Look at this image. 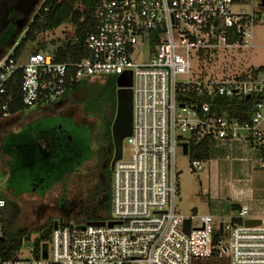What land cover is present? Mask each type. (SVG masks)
<instances>
[{"label":"built area","instance_id":"2783aa9c","mask_svg":"<svg viewBox=\"0 0 264 264\" xmlns=\"http://www.w3.org/2000/svg\"><path fill=\"white\" fill-rule=\"evenodd\" d=\"M93 19L85 55L75 63L56 62L48 51L24 60L14 59V49L1 55L0 96L18 73L21 103L29 110L57 102L84 79L130 73V155L111 170V219L103 226L57 225L38 249L27 247L28 256L20 248L0 256V264H194L214 256L229 264H264V217L244 226L249 210L242 206L216 227L211 216L179 215L175 204L180 142L187 149L201 141L242 142L264 170V68L197 73L214 55L253 47V29L264 24V0H99ZM217 97L250 100L249 118L218 113L211 105ZM201 164L190 162V172L202 171ZM5 205L0 198V210Z\"/></svg>","mask_w":264,"mask_h":264},{"label":"rangeland","instance_id":"374dc122","mask_svg":"<svg viewBox=\"0 0 264 264\" xmlns=\"http://www.w3.org/2000/svg\"><path fill=\"white\" fill-rule=\"evenodd\" d=\"M42 2L43 0L37 2L35 10L26 22L14 28L12 42L2 52V55H8L12 52L13 46L23 36L25 27ZM73 31L72 25L67 24L52 33L40 35L37 42L28 46L22 60L31 53V50L37 47L39 41L49 42L53 40L56 43L55 46H58L66 38L71 37ZM252 43L253 47L251 49L229 51L218 56L214 55L213 59L210 62L208 60L206 65H203V69L197 71V73L202 71V75L206 73L207 75L222 76L223 73L232 72L238 68H264V24L254 27ZM193 66H195L194 63ZM81 97L80 94L74 98L80 100ZM69 98L72 99L73 97ZM62 101L63 99H59L54 107L41 104L39 108L25 110L23 115L16 114L11 117L0 118V194L9 198L19 208V228L24 231L39 228L47 219L56 222L69 220L71 213L86 202L101 177L95 170L97 159L94 156V151L96 149L97 126L92 121L81 119L83 125H88L90 129L84 130L82 127L72 125L73 123L70 122L69 118L54 113L56 107L58 108ZM77 109L78 106L74 105L71 112L72 117L78 118L76 115ZM64 110L63 108L59 112L63 114ZM40 124L53 129L58 125H62L63 128L66 126L67 132L71 133L79 149L77 153H80L81 156L78 157L77 154H72L66 149H61L60 156H56L55 153L58 151L55 152L51 149V155L45 158L41 149L28 146L30 144L28 138L30 126H33L32 129ZM6 137L8 139L2 145V140ZM5 153L10 158L7 160L9 161L7 165L10 166V171H14L17 175L13 181L10 172L6 171ZM29 154L32 156L30 157ZM129 155L130 148L124 140L122 157L127 160ZM201 165L202 171L190 172L189 157L183 155L181 148H176L175 170L178 173V190L175 204L177 213L185 218L193 216L194 209L197 211L198 216L210 213H217L218 215L221 212L225 213L223 208L224 204H227V200L224 198L210 199V175L213 173L212 160L202 162ZM39 168H42L43 171L36 170ZM223 178L224 176L221 175L218 186L221 196L223 194L231 195L235 189H248L253 191L256 199H264V170L255 169L247 178H241L242 182H233L229 185H226ZM54 180L56 182L52 185ZM43 181L45 187H49L48 190L42 194L37 191L30 192L33 182L41 187ZM219 220H222L223 224L230 222V219L224 216ZM196 223L193 220L191 221L192 226ZM35 237L36 233L31 231L30 240L23 241L21 246L22 255L28 256L26 253L27 247L33 244Z\"/></svg>","mask_w":264,"mask_h":264},{"label":"trees","instance_id":"16d2710c","mask_svg":"<svg viewBox=\"0 0 264 264\" xmlns=\"http://www.w3.org/2000/svg\"><path fill=\"white\" fill-rule=\"evenodd\" d=\"M99 0H43L41 6L31 17L25 27L23 36L13 46L14 59L22 57L30 44L38 41L40 35L52 33L55 30L70 24L74 31L71 37L66 38L60 45L55 46V41H39L37 47L31 53L48 51L53 59L59 63H75L85 55L84 42L87 35L95 29L93 10ZM14 29H7L3 35L2 52L12 42ZM55 46V47H54ZM81 94L80 100L74 97ZM73 97L72 105L78 106L79 116L85 121H92L97 126L96 149L94 156L97 159L95 170L100 174L99 181L95 184L86 202L71 213L69 220L57 222V225L81 227L89 222H106L111 219V170L110 162L113 156V143L111 125L116 111V76L101 75L91 79H84L68 88L61 99ZM183 101V98H178ZM203 100V99H202ZM250 100L245 98L217 97L212 102V108L218 113L238 121H246L249 118ZM55 103L48 104L53 107ZM6 106L3 110L2 107ZM39 108V107H37ZM27 109L21 103L20 75L12 77L7 83L6 94L0 96V118L16 114L23 115ZM84 130H90L88 125H82ZM8 139V137H7ZM5 139V140H7ZM4 145V143H3ZM3 147V146H2ZM1 147V148H2ZM212 143L201 141L188 143L187 156L192 161L206 162L210 160ZM57 152V150H54ZM56 154V153H55ZM45 158L50 155L43 151ZM93 156V157H94ZM43 171L42 168L36 169ZM45 173V172H44ZM56 182L54 180L53 183ZM0 198L6 201V205L0 210V223L3 226V238L0 241V256L11 257L18 251L24 240H30L31 231L36 233L33 240L35 249L41 243H45L53 230L54 220L47 219L39 228L24 231L19 228V208L9 198L0 194ZM221 231L218 230L216 235ZM218 233V234H217ZM194 264H229L227 259L211 257L205 261H197Z\"/></svg>","mask_w":264,"mask_h":264},{"label":"crops","instance_id":"0c3cea01","mask_svg":"<svg viewBox=\"0 0 264 264\" xmlns=\"http://www.w3.org/2000/svg\"><path fill=\"white\" fill-rule=\"evenodd\" d=\"M211 160L213 173L210 175V199L224 198L227 200V204H224L223 208L225 213L205 215L213 218L216 227H220L223 224V221L219 220L223 216L230 220L235 218L242 206H246L249 210L248 219L259 220V218H263L264 199H256L252 190L235 189L231 195L223 194L221 196L218 187L221 175L224 176L223 179L226 185H229L233 182H242L241 178H247L253 170L259 169L257 166V153L242 142H214L212 143L209 161ZM193 216H198L195 209ZM242 223L244 224V221Z\"/></svg>","mask_w":264,"mask_h":264},{"label":"water","instance_id":"95a60500","mask_svg":"<svg viewBox=\"0 0 264 264\" xmlns=\"http://www.w3.org/2000/svg\"><path fill=\"white\" fill-rule=\"evenodd\" d=\"M37 0H0V18L6 15L9 7L24 17V22L35 10ZM2 51L0 50V56ZM249 99V96L246 97ZM132 132V90H131V76L130 73L120 75L116 78V111L114 120L111 125V136L113 143V156L110 162V170L113 169L115 163L122 158V144L123 141L131 135ZM183 155H187L186 143H178ZM260 224L259 220L246 219L244 226H257ZM86 225L103 226L104 222H89ZM107 225L111 226L112 223ZM190 222L185 219L183 222V230L189 231ZM57 228V222H54L53 229ZM42 256H47V245H42Z\"/></svg>","mask_w":264,"mask_h":264},{"label":"flooded vegetation","instance_id":"af4514ba","mask_svg":"<svg viewBox=\"0 0 264 264\" xmlns=\"http://www.w3.org/2000/svg\"><path fill=\"white\" fill-rule=\"evenodd\" d=\"M38 1L39 0H37V2ZM24 17L25 16L21 15L20 13L14 11V10H11V7H9L8 10L6 11V15H4L2 18H0V47L4 43L3 42L4 38L2 36L3 35L2 33H4L9 28L14 29L16 26H21L24 22ZM72 100H73V98L70 99L69 97L63 99L62 104L60 106H58V108L56 107V110L54 111V113H56V114L58 113V115L69 118L70 122L73 123L72 125L81 128L83 123L81 121L82 118L79 116L78 109L76 110V112H77L76 115L78 116V118L71 116L72 115L71 112H72V108H73ZM62 105H64V106L61 107ZM59 107H61V108L59 109ZM63 108L65 110H64V113L61 114L59 111ZM31 127H33V126H30V128H29L28 138L30 140V144L28 146H31L34 148H39L42 151H45L47 153V156H48V154L51 155V153H52L51 149L58 151L55 154L56 156H60L59 152L61 149H66V150H68V152H70L72 154L75 153V154H77L78 157L81 156L80 153H77V151L79 149H78L71 133L67 132L66 126H64V128H63L62 125H58V126H55V128L53 129L51 127H48V126L45 127L44 125L40 124L39 126H37L35 128L31 129ZM42 127H44V128L42 129ZM5 139H7V137ZM5 139L2 140V145L6 141ZM9 155H11V154H9ZM12 155H13V153H12ZM4 156L6 157L5 161H4L6 171L10 172L11 180L13 181L17 175L14 171L11 172L10 166L7 165L9 162L7 160L10 159L7 156V153H5ZM29 156L31 157L32 155L29 154ZM34 183L35 182H33L31 184L32 187L30 189V192L31 191H37L39 194H42L44 191L49 189V187H45L44 181L41 183L42 184L41 187H39L37 184H34ZM45 222H43V224H45Z\"/></svg>","mask_w":264,"mask_h":264}]
</instances>
